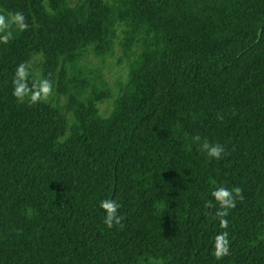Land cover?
Instances as JSON below:
<instances>
[{
	"label": "trees",
	"instance_id": "16d2710c",
	"mask_svg": "<svg viewBox=\"0 0 264 264\" xmlns=\"http://www.w3.org/2000/svg\"><path fill=\"white\" fill-rule=\"evenodd\" d=\"M16 11L29 26L0 43V264H264V0H0ZM22 62L52 80L47 100L12 95ZM221 185L243 200L217 260L205 204ZM105 198L122 225L105 226Z\"/></svg>",
	"mask_w": 264,
	"mask_h": 264
},
{
	"label": "clouds",
	"instance_id": "9594fccd",
	"mask_svg": "<svg viewBox=\"0 0 264 264\" xmlns=\"http://www.w3.org/2000/svg\"><path fill=\"white\" fill-rule=\"evenodd\" d=\"M27 19L23 12H0V43L7 44L14 39L13 29L25 31L28 28ZM31 65L22 62L16 66L14 78L12 79V95L20 102L27 100L30 105H35L47 100L53 94V82L50 78L32 79L30 72ZM196 142L200 137H194ZM201 149L210 158L220 159L225 153V147L219 143L205 141ZM212 199L207 201L205 207L215 208L214 218L218 221L223 231L216 236L213 244V256L217 260L230 255V241L227 217L229 212L236 207L237 200H243V190L239 186L228 188L217 186L211 192ZM100 209L105 213L104 224L111 229L116 225H122L123 217L119 215L121 205L115 200L105 198L99 203Z\"/></svg>",
	"mask_w": 264,
	"mask_h": 264
},
{
	"label": "rangeland",
	"instance_id": "374dc122",
	"mask_svg": "<svg viewBox=\"0 0 264 264\" xmlns=\"http://www.w3.org/2000/svg\"><path fill=\"white\" fill-rule=\"evenodd\" d=\"M104 71V75L106 77V80L109 83H114L120 76V68L117 67L116 65L111 64L107 67V69L103 70Z\"/></svg>",
	"mask_w": 264,
	"mask_h": 264
}]
</instances>
